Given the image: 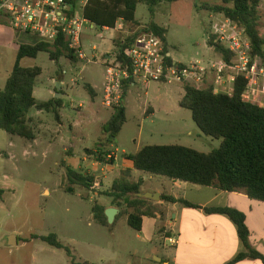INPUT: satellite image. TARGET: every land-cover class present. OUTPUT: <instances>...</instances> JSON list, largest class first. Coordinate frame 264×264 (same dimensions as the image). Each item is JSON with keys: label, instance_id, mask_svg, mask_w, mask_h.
Here are the masks:
<instances>
[{"label": "rangeland", "instance_id": "374dc122", "mask_svg": "<svg viewBox=\"0 0 264 264\" xmlns=\"http://www.w3.org/2000/svg\"><path fill=\"white\" fill-rule=\"evenodd\" d=\"M222 4V0H162L154 7V16L147 4H139L136 10L139 28L121 22L122 29L117 31L112 49H109L112 32L93 30L87 24L83 44L88 60L76 64L62 57L58 66L49 53L42 52L36 59L22 61L23 67L38 66L43 70L35 88L38 99L56 98L57 93L53 92L58 90L61 96L57 99H61L63 105L59 110L62 123H58L55 113L34 108L30 117L37 137L35 141L0 130V188L5 190L0 200V264H72L73 258L65 249L42 241L41 237L51 234H56L81 264L155 261L153 255L158 257L157 251L161 250L158 242L151 245L138 239L140 233L127 224L125 216L107 226L99 224L94 219V206H105L112 200L102 194L110 190L125 169V155H134L149 145H182L210 153L220 147L221 140L203 135L192 119V112L180 107L185 85L138 82L136 87L128 88L123 103L127 110L126 124L116 138L111 137L112 148L101 150L102 153L115 152L118 161L111 166V159L107 157L108 163L87 169L82 161L86 150H99L98 143L108 145L109 134L103 127L113 115V109L102 105L101 84L105 81L106 60L102 55L108 52L115 58V40L136 34L155 22L167 30V49L176 61L188 64L218 59L221 55L210 47L209 38L213 25L224 17L215 10ZM259 10V31L263 35L264 0H260ZM0 25H4L3 33L0 31V89H4L15 65L18 45L41 39L23 35L31 39L22 42L2 17ZM94 46L98 48L95 51ZM63 72L64 85L59 89L60 82L56 81ZM205 82L203 88L212 81L208 78ZM86 85L97 86L96 98L92 99ZM150 106L155 113L150 114V109L145 115ZM93 157L97 159L98 155ZM63 162L66 167L93 177L99 187L88 189L75 185L74 192L67 191L71 184ZM140 179L144 181L145 191L160 190L193 199L191 192L177 188L170 178L136 171L132 180ZM11 236H17V245H9ZM35 236L39 238L34 239ZM152 251L156 252L152 254Z\"/></svg>", "mask_w": 264, "mask_h": 264}, {"label": "trees", "instance_id": "16d2710c", "mask_svg": "<svg viewBox=\"0 0 264 264\" xmlns=\"http://www.w3.org/2000/svg\"><path fill=\"white\" fill-rule=\"evenodd\" d=\"M162 0H89L84 9V17L96 28L115 29L120 21L125 25L130 24L139 28L136 19V10L139 4H147L151 15L154 16V7ZM74 8H77L75 0ZM222 5L215 10L231 19L239 26L246 29L253 44L254 51L261 53L264 46V34L259 31L260 0H222ZM144 31L153 32L167 49V30L155 22L136 34L124 39L115 40V58L124 66H130L126 52L135 39ZM213 47L212 42H209ZM215 52L228 62L233 58L231 53L221 46H214ZM42 52L50 54L51 60L59 66L62 57L72 63L83 60L69 49L67 39L59 36L55 43L39 41L35 45L22 44L18 49L14 68L8 78L4 89H0V130L10 135L21 137L27 141H35L36 133L32 126L30 112L32 109L42 112H53L58 122L61 121L60 109L63 107L61 99L53 98L47 102L38 101L34 90L38 78L42 75L41 67H23L21 61L25 58L36 59ZM135 83L133 78L124 81V99L127 90ZM246 88L243 78H237L232 94L216 93L213 85L198 89L193 86H184V95L179 105L181 108L192 112V119L203 135L221 140L219 148L210 153L199 152L182 145H149L142 148L134 155H126L133 162L134 170L151 175L163 176L174 181L188 184L214 187L222 192H244L249 198L264 202V108L246 102L242 95ZM92 99L97 92L91 85L85 86ZM57 92V90H56ZM113 115L104 125V131L109 134L107 142L112 143L111 137L116 138L127 122L125 105L112 108ZM2 152L0 151V155ZM88 156L98 155L97 151L86 150ZM110 153H101L97 161L108 163ZM114 160L111 159V163ZM110 163V162H109ZM67 177L71 186L67 189L74 192L75 185L92 189L96 182L91 176H86L80 171L66 167ZM131 170H125L116 179L111 189L102 195L114 199V205L124 207L122 214L128 216V225L135 231L141 232L143 218L154 216L158 208L153 206V201L138 197L142 193L143 181L131 180ZM5 190L0 188V200L3 199ZM161 201L167 203H180L190 208H202L207 214L226 215L234 222L238 235L243 242L246 252L240 253L228 264H238L245 259H257L264 264V255L249 247L251 236L244 212L230 207H201L186 199H176L173 196L161 195ZM94 219L101 225L107 226L108 219L105 209L96 205L93 208ZM35 236L34 239H38ZM42 241L57 249H65L72 264L76 262L71 250L65 247L56 234L41 237ZM88 264V263H86Z\"/></svg>", "mask_w": 264, "mask_h": 264}, {"label": "built area", "instance_id": "2783aa9c", "mask_svg": "<svg viewBox=\"0 0 264 264\" xmlns=\"http://www.w3.org/2000/svg\"><path fill=\"white\" fill-rule=\"evenodd\" d=\"M73 1L0 0V17L15 32L37 36L41 41L53 44L59 36H63L67 39L69 49L79 59L88 60L83 30L87 24L91 25L84 17L89 0H75L76 9ZM209 40L213 49L214 46H221L230 52L233 57L231 61L221 56L209 62H178L165 52L164 44L157 35L144 31L126 52L130 66L124 67L114 57L105 60L103 106L112 109L124 103V81L130 78L135 81L132 85L154 81L164 85H189L198 89H202L209 78L216 93L232 94L237 78L241 77L246 82L242 98L264 108V46L261 53H256L246 29L225 16L213 25ZM170 242L176 243L174 240Z\"/></svg>", "mask_w": 264, "mask_h": 264}, {"label": "crops", "instance_id": "0c3cea01", "mask_svg": "<svg viewBox=\"0 0 264 264\" xmlns=\"http://www.w3.org/2000/svg\"><path fill=\"white\" fill-rule=\"evenodd\" d=\"M120 26L121 23L118 25V28L116 27L115 29H101L102 32H112V34H110L112 47H109V49L113 48V41ZM3 27L4 25H0V31H2L1 33H3ZM7 27L13 30L10 26ZM90 28L93 30L96 29V27L92 24L90 25ZM15 34L17 40H22V42H27L29 39H31L23 35H27L30 37L32 36L30 34L17 32H15ZM39 41H31V43L22 44L35 45ZM19 47L20 45H18V49ZM102 56H105L106 59L112 57V55L108 52H106ZM63 75L64 72L60 76V80L56 81L61 83L62 89L64 85V81L62 79ZM104 83L101 84L102 91L104 88ZM136 85H132L130 88L136 87ZM92 87L96 91L97 86ZM129 89L127 90V93ZM57 92L55 90L53 93L55 94ZM60 96L61 95H58L57 97L56 94V99ZM36 99L38 101H42L37 97ZM150 109V114L155 113L154 108L150 106L145 110V115L149 114ZM58 123L61 124L62 120ZM98 146L100 147L99 150L94 151H97L98 155H100L102 153V148H112V143L108 142V145L105 143H98ZM108 158L114 160L111 166H113L118 161V156L115 152L110 153V155H108ZM82 161L85 165L88 166L87 169H89V167H95L96 164H101L93 156L88 157L87 155H85ZM123 164L125 166V169L120 172V175L123 171L128 169L131 170V174L133 177L136 173V170H134L133 162L130 161L126 157V155L124 156ZM95 169L97 168L95 167ZM111 169L113 170L114 168L112 167ZM138 181L135 180L134 182ZM174 183L178 186L177 188L183 189L185 190V192H191L193 199L190 200L177 194H165L160 190L145 191L143 189L144 181L141 191L142 194L159 193L160 195L165 194L168 196H173L176 199L183 198L201 207H230L244 212L247 218L248 227L251 232L249 247L252 250L258 251L264 255V202L253 200L249 198L244 192L228 193L219 191L214 187H203L180 181H175ZM97 187H99V184L96 182L95 186L92 189ZM153 203V206H156L158 208V212H155V215L152 217L145 216L143 218L142 231L139 232L140 234L138 236V239L146 244L151 245H153L155 242H158L161 246V250H159V252L157 251V253L159 254V258L156 257V254H154V252L156 251H152V254H154L153 257H155V261H142L140 259L142 261H140V264H228L229 262L234 260L240 253L248 251L238 235L237 226L226 215L207 214L202 208H190L180 203L173 204L167 203L165 201H153ZM102 207L105 209V211L110 208L118 209V214L116 215L114 221L116 222L119 217L125 216L126 222L128 224V216L126 214H122V212L125 211V208L114 205L113 198L110 203ZM170 240H174L176 243L172 244ZM238 264H263V262L257 259L248 258Z\"/></svg>", "mask_w": 264, "mask_h": 264}, {"label": "water", "instance_id": "95a60500", "mask_svg": "<svg viewBox=\"0 0 264 264\" xmlns=\"http://www.w3.org/2000/svg\"><path fill=\"white\" fill-rule=\"evenodd\" d=\"M58 86H59V89H61V83H59ZM58 95L59 93L57 92V97ZM138 197L143 198V199H149L152 201H161V195L159 193H154V194L153 193H144V194L140 193L138 194ZM117 214H118V209L116 208H110L105 211V215L108 219L109 224L114 223V220ZM17 244H18L17 236H11L9 239V245L14 246Z\"/></svg>", "mask_w": 264, "mask_h": 264}]
</instances>
